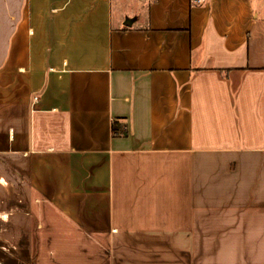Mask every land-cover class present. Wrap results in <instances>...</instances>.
<instances>
[{"label": "crops", "instance_id": "0c3cea01", "mask_svg": "<svg viewBox=\"0 0 264 264\" xmlns=\"http://www.w3.org/2000/svg\"><path fill=\"white\" fill-rule=\"evenodd\" d=\"M114 1L0 0V264H264V0Z\"/></svg>", "mask_w": 264, "mask_h": 264}, {"label": "rangeland", "instance_id": "374dc122", "mask_svg": "<svg viewBox=\"0 0 264 264\" xmlns=\"http://www.w3.org/2000/svg\"><path fill=\"white\" fill-rule=\"evenodd\" d=\"M118 9H119V1L115 0L114 1V10L118 11ZM1 184L3 186H7L9 188H12V186H13V185H11V183H9V185L6 184L4 180L0 181V186H2ZM3 188L4 187H2V189H0V194L2 193V197H6V204L4 201L3 211H7L9 214H6V213L0 214V218H1L0 220H3V218H5L6 222L10 223V222H14V220H16V219L21 220L22 218L27 217L26 216L27 215L26 214L27 209L24 208L25 207L24 202L22 203V201L18 200V198L20 196L17 197L16 195H14V193L11 194V196H10L9 191L5 192V189H3Z\"/></svg>", "mask_w": 264, "mask_h": 264}, {"label": "trees", "instance_id": "16d2710c", "mask_svg": "<svg viewBox=\"0 0 264 264\" xmlns=\"http://www.w3.org/2000/svg\"><path fill=\"white\" fill-rule=\"evenodd\" d=\"M112 132L114 136H127L129 134L128 126L119 120L112 123Z\"/></svg>", "mask_w": 264, "mask_h": 264}, {"label": "water", "instance_id": "95a60500", "mask_svg": "<svg viewBox=\"0 0 264 264\" xmlns=\"http://www.w3.org/2000/svg\"><path fill=\"white\" fill-rule=\"evenodd\" d=\"M130 23H131L130 20H127L125 24L130 25Z\"/></svg>", "mask_w": 264, "mask_h": 264}, {"label": "built area", "instance_id": "2783aa9c", "mask_svg": "<svg viewBox=\"0 0 264 264\" xmlns=\"http://www.w3.org/2000/svg\"><path fill=\"white\" fill-rule=\"evenodd\" d=\"M198 2H203L204 0H197Z\"/></svg>", "mask_w": 264, "mask_h": 264}]
</instances>
